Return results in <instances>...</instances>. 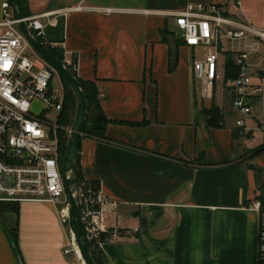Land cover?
<instances>
[{"label":"crops","instance_id":"crops-1","mask_svg":"<svg viewBox=\"0 0 264 264\" xmlns=\"http://www.w3.org/2000/svg\"><path fill=\"white\" fill-rule=\"evenodd\" d=\"M25 1L27 16L83 7L59 15L43 32L46 45L62 51L78 78L95 83L109 121V140L83 135L78 151L81 180L100 187L106 200L102 221L113 232L97 249L102 264H257L259 217L247 204L261 194L264 151L255 150L264 138L250 141L255 132L264 136V129L238 135L232 105V122L224 116L222 128H207L200 105L210 101L196 93L194 49L167 36V12L188 3L232 11V1ZM232 13L261 26L264 0H240ZM221 93L222 104H230ZM62 210L67 219L68 210ZM7 213L0 212V264H19ZM15 222L24 264H74L63 253L66 232L55 205L23 202Z\"/></svg>","mask_w":264,"mask_h":264},{"label":"built area","instance_id":"built-area-1","mask_svg":"<svg viewBox=\"0 0 264 264\" xmlns=\"http://www.w3.org/2000/svg\"><path fill=\"white\" fill-rule=\"evenodd\" d=\"M231 1L232 11L239 10L240 0ZM82 8L78 5L25 16L24 21L45 45V25H56L59 15ZM232 11L219 4L188 3L182 10L166 14L183 45L212 49L202 57H195L194 52L192 55L191 75L199 83L198 99L211 101L216 86L222 85L239 114L235 121L237 133L246 137L264 129V23L257 26ZM17 23L10 3L4 0L0 19V203H51L63 223L66 218L62 206L69 209V205L60 173L57 119L64 94L52 86L54 71L38 58ZM228 57L235 76L225 85ZM70 128L64 129L69 133ZM76 201L89 241L98 249L113 236L102 221L105 197L97 184L81 180ZM247 208L258 213L257 264H264V205L255 198Z\"/></svg>","mask_w":264,"mask_h":264},{"label":"water","instance_id":"water-1","mask_svg":"<svg viewBox=\"0 0 264 264\" xmlns=\"http://www.w3.org/2000/svg\"><path fill=\"white\" fill-rule=\"evenodd\" d=\"M10 1L14 17L18 20L17 26L19 30L25 35L24 37L29 45L35 50L41 60L49 65V67L55 71L62 80H64V83L67 85L75 99V115L70 131L67 134L65 150L60 165V173L62 181H64V190L68 200L71 228L75 235V240L80 249L81 255L85 264H100L84 229L80 216V209L76 201V191L79 183L78 151L80 139L84 135L86 127L88 110L87 97L81 90L79 81L74 73L67 68L62 61L52 55L48 48L36 39L31 30L27 27V24L24 21L25 15L22 0ZM6 218L10 228L15 229L17 223L15 222L14 214L7 213Z\"/></svg>","mask_w":264,"mask_h":264},{"label":"trees","instance_id":"trees-1","mask_svg":"<svg viewBox=\"0 0 264 264\" xmlns=\"http://www.w3.org/2000/svg\"><path fill=\"white\" fill-rule=\"evenodd\" d=\"M7 1L11 5V1L10 0H7ZM22 5L24 6L23 7L24 15L27 16L28 6H26L25 0H22ZM37 39L42 42L40 38H37ZM178 41L181 43L179 37H178ZM44 46L48 48V50L51 52L52 55H54L57 59H59L60 61L64 63L63 53L59 48L50 47L46 44ZM175 57L173 60V64L169 66V70H172L175 65V62H176ZM72 67H73V64L68 65V68L74 73V71L72 70ZM74 75L76 76L75 73ZM234 76H235V68L233 67L231 59H229L228 57L226 61V65H225L224 84L227 85L230 82H232V80L234 79ZM77 79L79 81L81 90L87 97V102H88V110H87L86 127L84 130V136L93 138L95 140L96 139L97 140H109L107 139L105 135V128L109 121L107 120V118L105 117V115L103 114L101 110L99 97H97L98 91L95 86V83L91 81H85V80L83 81L82 79L78 77ZM62 82H63L62 90L64 94V101H63V105L61 108L62 110H60L58 119H57V124L60 127V129L57 131V137H58L59 153H60L61 161H62V157L64 154L67 134H68L64 128L71 127L73 123L74 115H75V99L72 96V93L67 87V85L64 83V80ZM200 113H201V116L207 128H222L224 126V116L225 115H223L222 108L216 104L214 98L210 101V104L208 106L203 105L200 108ZM261 151H264V145L259 146L255 150V152L257 153ZM78 177H79L78 182L80 183L81 177H80L79 170H78ZM258 198L264 205V192H262ZM0 212L1 213L10 212L16 216L18 212V204L10 203V202L0 203ZM8 235H9L11 247L13 249V252H15L14 254L19 264H24L22 257H21L19 247H18V242H17V228L15 227V229H11L10 226H8ZM77 249H78V253L80 257L82 258L78 245H77ZM95 255L99 263L102 264L98 251L97 252L95 251Z\"/></svg>","mask_w":264,"mask_h":264},{"label":"rangeland","instance_id":"rangeland-1","mask_svg":"<svg viewBox=\"0 0 264 264\" xmlns=\"http://www.w3.org/2000/svg\"><path fill=\"white\" fill-rule=\"evenodd\" d=\"M246 18H248L250 21L252 19V18L247 17V16H246ZM42 22H45V20H42ZM252 22L254 23V21H252ZM255 23L261 24L259 20L256 21ZM1 32H2V28H0V33ZM167 33H168L167 36L170 37V39L173 42L178 43V35L176 34L175 31H173L172 29H169L167 31ZM210 52H212V49L209 48V47L197 46V47L194 48V56L197 57V58L198 57H202V56H204V55H206V54H208ZM35 54L37 55L36 52H35ZM35 54H34V57H35ZM38 58L41 59L39 56H38ZM43 63H45V62L43 61ZM62 81L63 80H61V78L59 77V75L54 71V73H53V79H52V86L55 89H57V90H62V85H63V82ZM195 85H196L195 86L196 93L198 95L199 83H195ZM222 91H224V88H223L222 85L219 84L218 86H216V88H215V102L218 103V104H220V105L222 104L221 101L223 100V94L221 93ZM209 104H210V102L209 103L206 102V104H204V105L208 106ZM222 105L224 106L223 107V109H224L223 112H224V115H225L226 120L232 122L233 121V119H232L233 117H232V115L230 116L229 111H228V107H230L231 103L230 104L228 103V105H227L226 101H224ZM202 106L203 105L201 104L200 105V108ZM263 138H264V136H262L261 133L255 132V135L251 139L250 144H254V145L255 144H258L259 142H261V140H263ZM260 192L261 193L264 192V182H262V181L260 182ZM63 204H65V203H62L61 205H63ZM63 226H64L65 232H66L65 246H64V249L63 250L65 252H68V254H66V255H68L69 257H71V259L73 260V263L74 264H81V262L77 259L76 254L73 253L74 251L72 250V248L70 246V243H69V238L68 237H69V234H70V237L73 239L74 243L76 244L73 231H70L71 233H69V229L71 227L70 220H66V222H63ZM76 246H77V244H76ZM92 248L94 249V252L95 251L96 252L98 251L96 247H93L92 246Z\"/></svg>","mask_w":264,"mask_h":264},{"label":"bare ground","instance_id":"bare-ground-1","mask_svg":"<svg viewBox=\"0 0 264 264\" xmlns=\"http://www.w3.org/2000/svg\"><path fill=\"white\" fill-rule=\"evenodd\" d=\"M62 207H64L66 210H68V215H67V219L69 218V209H68V207L66 206V205H63ZM64 216H66V215H64ZM66 219V220H67ZM70 231H72V230H70ZM69 233H71V232H69ZM74 234V233H73ZM74 237H75V235H74ZM76 241V240H75ZM69 242H70V246L72 247V249H73V253H75L76 255H79V253H78V249H77V246H76V244L74 243V241H73V239L70 237V234H69ZM80 250V249H79ZM83 258V257H82ZM84 260V259H83ZM84 263H85V261H84Z\"/></svg>","mask_w":264,"mask_h":264}]
</instances>
